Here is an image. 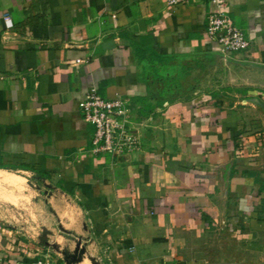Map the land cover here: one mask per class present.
<instances>
[{"label": "crops", "instance_id": "obj_1", "mask_svg": "<svg viewBox=\"0 0 264 264\" xmlns=\"http://www.w3.org/2000/svg\"><path fill=\"white\" fill-rule=\"evenodd\" d=\"M219 1L245 51L211 0H0V264L264 262V0ZM92 87L127 102L120 162L90 153Z\"/></svg>", "mask_w": 264, "mask_h": 264}, {"label": "built area", "instance_id": "obj_2", "mask_svg": "<svg viewBox=\"0 0 264 264\" xmlns=\"http://www.w3.org/2000/svg\"><path fill=\"white\" fill-rule=\"evenodd\" d=\"M191 1L193 0H165V5L173 8ZM211 2L215 10L206 19L208 39L214 41L221 52L226 54L245 51L249 47V41L221 10L220 1L211 0ZM5 20L10 26L9 20L6 18ZM79 110L85 122L93 128L89 149L93 156L109 155L116 162H120L121 159L138 151L139 140L132 131L125 99L102 98L96 88L92 87L80 103ZM22 264H53V262L48 255H43L34 261Z\"/></svg>", "mask_w": 264, "mask_h": 264}, {"label": "water", "instance_id": "obj_3", "mask_svg": "<svg viewBox=\"0 0 264 264\" xmlns=\"http://www.w3.org/2000/svg\"><path fill=\"white\" fill-rule=\"evenodd\" d=\"M80 260V257H75V256H67V255H64V261L66 264H71V263H76ZM96 264V263H94Z\"/></svg>", "mask_w": 264, "mask_h": 264}, {"label": "rangeland", "instance_id": "obj_4", "mask_svg": "<svg viewBox=\"0 0 264 264\" xmlns=\"http://www.w3.org/2000/svg\"><path fill=\"white\" fill-rule=\"evenodd\" d=\"M95 262V261H94ZM100 264H108L107 262H106V260L105 259H101V261H98ZM93 263V262H92ZM261 264H264V262H262Z\"/></svg>", "mask_w": 264, "mask_h": 264}]
</instances>
